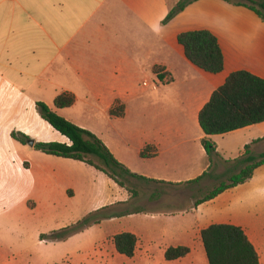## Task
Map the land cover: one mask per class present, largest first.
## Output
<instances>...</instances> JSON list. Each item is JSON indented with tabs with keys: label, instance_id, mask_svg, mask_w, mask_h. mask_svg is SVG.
<instances>
[{
	"label": "crops",
	"instance_id": "1",
	"mask_svg": "<svg viewBox=\"0 0 264 264\" xmlns=\"http://www.w3.org/2000/svg\"><path fill=\"white\" fill-rule=\"evenodd\" d=\"M179 1L0 0L3 105L22 103L35 120L36 104L45 103L95 134L138 176L122 187L83 162L30 150L35 163L24 171L33 174L32 188L20 187L18 201L39 237L101 209L114 215L62 242L40 238L60 245L62 264H209L202 232L214 225L242 229L264 264V165L247 182L201 202L240 173L247 147L264 153V123L211 137L212 154L199 123L233 73L264 80V21L224 0H198L165 25ZM194 31L218 39L223 72L189 61L178 37ZM65 92L76 102L58 109L54 102ZM123 233L137 237L133 258L117 252L114 238ZM179 247L190 253L167 261V250ZM32 262L25 251L7 255L0 242V264Z\"/></svg>",
	"mask_w": 264,
	"mask_h": 264
},
{
	"label": "trees",
	"instance_id": "2",
	"mask_svg": "<svg viewBox=\"0 0 264 264\" xmlns=\"http://www.w3.org/2000/svg\"><path fill=\"white\" fill-rule=\"evenodd\" d=\"M198 0H180L171 9L163 22H171L188 5ZM235 6H241L255 12L264 21V0H224ZM189 61L211 74H219L225 68V58L218 39L209 31L182 33L178 37ZM160 73V71H158ZM160 77H162L159 74ZM76 97L72 93L59 95L54 105L58 109L72 107ZM44 121L54 130L65 136L69 144L59 142H36L34 149L47 155L83 162L105 173L120 186L125 187L124 179L138 178L113 156L107 146L92 132L82 129L59 116L43 102L36 104ZM113 115L118 112L113 111ZM123 108H121V115ZM199 123L207 138L203 144L209 154L215 151L213 136L225 135L253 125L264 123V80L248 72L233 73L226 83L214 92L209 103L199 116ZM13 139L26 145L29 138L21 133H13ZM145 155L144 153L142 154ZM242 168L239 174L230 179V183L211 192L201 200L209 201L225 189L243 184L253 177L254 171L264 165V153L255 156L246 148L243 158L238 161ZM133 197L136 192H131ZM107 209H101L86 216L76 224L42 235L41 241L60 242L83 232L85 229L100 224L105 219L113 218ZM202 240L209 264H260L259 255L245 232L235 226L214 225L202 232ZM117 252L133 258L137 247V237L131 233L119 234L114 238ZM190 253L187 247L170 248L166 252L167 261H175Z\"/></svg>",
	"mask_w": 264,
	"mask_h": 264
},
{
	"label": "rangeland",
	"instance_id": "3",
	"mask_svg": "<svg viewBox=\"0 0 264 264\" xmlns=\"http://www.w3.org/2000/svg\"><path fill=\"white\" fill-rule=\"evenodd\" d=\"M40 116L37 110L34 120L22 103L16 102L7 107L0 101V242L3 243V248L9 256L25 251L32 256V264H62V255L58 254L60 245L39 242L41 237L38 233L41 229L37 228L33 219L29 225L27 224L29 220L24 216L18 201L20 187H24L25 184L32 188L33 174L24 171L25 163L32 165L35 163L34 155H30V150L35 149L30 142L47 143L68 140ZM38 118H41L40 122ZM30 128L33 132L26 133L25 131ZM13 133L26 135L29 138L27 144L23 145L13 139ZM123 181L125 185L130 183L129 178ZM51 253H55V256L50 257L48 262L47 259H42Z\"/></svg>",
	"mask_w": 264,
	"mask_h": 264
},
{
	"label": "water",
	"instance_id": "4",
	"mask_svg": "<svg viewBox=\"0 0 264 264\" xmlns=\"http://www.w3.org/2000/svg\"><path fill=\"white\" fill-rule=\"evenodd\" d=\"M30 144H31V146H32V147H34V145H35V142H34V141H32V142H30Z\"/></svg>",
	"mask_w": 264,
	"mask_h": 264
},
{
	"label": "built area",
	"instance_id": "5",
	"mask_svg": "<svg viewBox=\"0 0 264 264\" xmlns=\"http://www.w3.org/2000/svg\"><path fill=\"white\" fill-rule=\"evenodd\" d=\"M156 88V87H155Z\"/></svg>",
	"mask_w": 264,
	"mask_h": 264
}]
</instances>
